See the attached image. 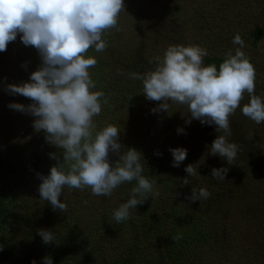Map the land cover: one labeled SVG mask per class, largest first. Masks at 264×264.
<instances>
[{
	"label": "clouds",
	"instance_id": "clouds-1",
	"mask_svg": "<svg viewBox=\"0 0 264 264\" xmlns=\"http://www.w3.org/2000/svg\"><path fill=\"white\" fill-rule=\"evenodd\" d=\"M122 9H125L124 0H0V52L6 51L8 43L21 34L22 43L34 47L42 61L30 74L29 81L9 84L6 89L10 94L29 98L32 103H10L8 107L35 117V131H43L48 144L63 150L62 156L49 154L57 161L49 174L37 173L41 181L40 198L54 211L65 212L67 204L60 199L65 186L90 188L94 196H111L121 184L135 181L130 198L113 212L117 223L127 220L130 209H137L148 200L156 183L142 175L141 152L135 148L122 151L125 146L120 142L121 133L116 126L107 125L95 131L93 122L101 113L100 98L105 93L91 91L96 85L88 69L97 61L85 54L91 47L96 52L106 49L102 34L117 27ZM232 43L239 47L234 54L232 50L225 53L219 70L215 65L203 66V57L208 55L206 49L177 45L166 49L155 70L131 74L142 81L146 99L159 102L151 110L153 113H167L170 103L183 105L187 108L182 114L187 117L186 124L195 119L202 125H215L218 133L223 132L213 140L209 151L229 165L238 152V145L228 140L229 117L240 107L245 93L250 100L242 107V114L257 124L264 122V99L254 94L255 69L242 51L245 42L236 34ZM177 132L183 133L184 129L178 127ZM169 151L172 166L179 167L186 159L187 150L170 148ZM110 153L119 157L114 163L110 161ZM228 170L213 168L211 178L223 180ZM185 172L190 177L197 175L192 164L186 166ZM183 183L188 185L191 181L185 177ZM210 195L204 188L192 187L187 199L195 203ZM37 235L44 244L55 240L51 229H37ZM42 264H53L52 257L44 256Z\"/></svg>",
	"mask_w": 264,
	"mask_h": 264
},
{
	"label": "rangeland",
	"instance_id": "rangeland-1",
	"mask_svg": "<svg viewBox=\"0 0 264 264\" xmlns=\"http://www.w3.org/2000/svg\"><path fill=\"white\" fill-rule=\"evenodd\" d=\"M124 5L125 9L119 13L117 27L109 30L111 45L107 44L102 52H96L94 47L87 51L106 63L104 71L110 76L115 78L121 72L126 77L130 76L124 68L127 62L133 61L131 55L141 58L144 65L143 74L155 70L157 63L162 62L169 46H199L207 50V56L223 57L229 50L234 54L239 45H234L232 40L239 34L245 42L242 51L247 58L252 59L255 69L254 94L264 99V38L256 44L252 36L255 29L264 27L262 0H124ZM15 41L9 42L6 51L0 52V149L9 143L18 148L25 147L28 145L27 142L30 143L38 133L43 132L35 131L33 127L35 117L8 107L10 103L23 105L32 103L29 98L10 94L6 90L9 84L19 85L29 81L32 73L25 75L17 72L18 62L13 58ZM205 57L203 66H206ZM110 93L111 90L106 92L107 95ZM116 93L120 100L118 106H123L124 110L121 108L123 110H120L121 115H104L106 105L101 104L102 112L94 117L103 124L101 128L113 125L122 131L125 151L127 148H134L138 140L143 142L151 138L152 135L145 137L142 134L140 121L146 122L147 129L152 124L159 128L166 127L164 131L168 130L172 138L180 134L187 145L190 143L196 160L212 159L210 161L212 165L197 168L202 177L187 187L189 192L192 187L197 190L204 188L211 193L210 197L192 203L187 199L191 193L179 194L182 205L188 208L191 214L189 217H194L193 220L205 221L207 233L215 231L216 229L212 230L213 227H216L219 221H223L220 223L224 234L221 239L227 237L229 244H233L235 250L241 253L240 256L248 260L245 259L247 262L234 260L231 264H264V122L257 124L242 114V107L249 103V95L244 94L240 107L229 117L231 136L228 140L238 145L236 158L233 164L229 165L225 159L218 155L213 156L209 151L213 140L218 135H223V132L218 133L215 125L211 126L210 132L206 129L200 131L201 123L195 119L186 124L187 117L182 116L187 112L186 106L170 103L167 113L163 111L153 113L151 110L156 108L159 102L149 101L142 95L140 99H136L137 93L130 95L124 91ZM129 100L137 101V108L125 109ZM178 127L183 128L184 132L178 133ZM157 138L161 140L162 137ZM167 155L171 157V153ZM161 163H170V160L164 157ZM186 166L188 162L183 161L179 167L173 169L178 181L189 175L185 172ZM221 167L229 169L225 179H212L211 170ZM64 188L66 194H62L63 203H66L65 198H68L71 205L74 204L76 208L72 197L76 192ZM233 190L235 198H232ZM71 208L75 212V208ZM24 211L23 214H26L25 207ZM38 221L39 219L32 224L39 226ZM21 222L23 225L24 221ZM42 227L47 229L59 227L57 231L66 242L69 240V234H72L68 226L51 219L44 221ZM22 232L23 229L19 228L18 223L10 236L14 237ZM83 232L82 228L75 231L74 237L76 239L87 237ZM210 236L213 237L212 232ZM55 240L58 244H66L56 236ZM74 251L77 254V250ZM66 255L67 259L61 264L78 262L74 255L68 252Z\"/></svg>",
	"mask_w": 264,
	"mask_h": 264
},
{
	"label": "trees",
	"instance_id": "trees-1",
	"mask_svg": "<svg viewBox=\"0 0 264 264\" xmlns=\"http://www.w3.org/2000/svg\"><path fill=\"white\" fill-rule=\"evenodd\" d=\"M262 1L264 3V0ZM20 36L21 34H18L16 37L13 58L18 62L17 72L26 75L36 71L42 61L38 51L32 46H25ZM252 36L256 44L260 42L264 38V27L255 29ZM102 38L111 45L109 30L102 34ZM90 55L89 52L85 54L86 57H93ZM132 56L133 61L127 62L124 68L130 76L126 77L121 72L115 78L104 71L105 62L93 57L97 63L88 71L96 87L91 91L105 93V96L100 98L101 104L106 105L104 115H121L123 106H118L120 100L116 91H124L127 95L137 93L136 99H140L141 95L145 96L142 81L131 76L132 73L142 75L144 65L140 57ZM225 58L226 56H206L205 64L215 65L219 70V65ZM247 59L252 64V59ZM108 90H111L109 95L106 94ZM104 100H107V103H104ZM128 107H133L134 110L137 108V101L129 100L125 109ZM93 122L95 131L102 129L103 124L96 121V118H93ZM140 123L142 134L145 137L152 136L148 141L137 139L138 144H134V148L143 156L142 175L150 181L155 180L156 183L148 200L143 205H138L137 209H130L129 218L119 223L113 218V212L130 198L131 189L136 185L135 181L121 184L111 196H94L90 188L80 190L65 186L76 192L72 197L77 207L65 198L69 209L65 212L54 211L52 206L39 196L41 181L37 173L49 174L50 168L57 163L49 154L57 153L62 156L63 150L48 144L44 132L38 133L25 147L18 148L9 143L0 149V246L3 249L0 251V264H32L33 260L36 264H42V258L46 255L52 257L53 264H61L67 259V252L77 258L78 262L75 264H231L234 260L248 261L240 256L241 253L235 250L233 244H229L227 237L221 239L224 234L220 223L223 221L213 227L212 230L216 229L215 231L207 233L205 221L200 222L193 220L194 217H189L191 214L187 207H183L179 194L191 193L187 187L202 177V174L197 172L193 177L185 176L191 181L188 185H184L183 180L178 181L173 171L176 168L172 166L173 157L167 155L170 154L168 147L186 149L188 155L184 161L188 162V165L191 163L196 170L198 167L212 165V159L201 158L198 161L192 146L190 143L187 145L180 134L172 138L168 130L164 131L166 127L159 128L152 124L147 129L146 122ZM211 126L201 124L202 128L199 130L206 129L210 132ZM120 133V142L125 146L123 132ZM157 137L162 138L159 140ZM163 151L165 154H162ZM157 152L162 155L157 156ZM164 157H167L170 163L162 164ZM118 158L110 153L111 162L114 163ZM234 193L233 190L232 198H235ZM62 194H66L65 188L62 189ZM60 199L63 202L62 195ZM24 207L26 214H23ZM71 207L75 208V212ZM65 213L67 215H63ZM38 219L39 226L32 224ZM49 219L61 222L71 229L72 234L68 235L69 240L66 242L57 231L59 227L48 228L66 244H58L56 240L51 244H44L37 235V229L43 228L42 223ZM21 220L24 221L23 225ZM18 223L23 232L11 237L10 234L14 233ZM81 228L87 237L76 239L74 232L80 231ZM211 232L213 237L210 236ZM177 236L181 238L177 240ZM73 249L77 250V254Z\"/></svg>",
	"mask_w": 264,
	"mask_h": 264
}]
</instances>
